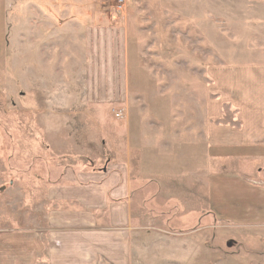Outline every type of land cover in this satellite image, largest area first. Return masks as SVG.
<instances>
[{"label": "rangeland", "instance_id": "1", "mask_svg": "<svg viewBox=\"0 0 264 264\" xmlns=\"http://www.w3.org/2000/svg\"><path fill=\"white\" fill-rule=\"evenodd\" d=\"M26 3L0 0V234L77 211L49 197L65 171L117 167L137 233L122 262L264 264V220L238 213L236 187L216 218L209 181L236 167L264 203V0ZM42 14L62 28L43 60L22 42Z\"/></svg>", "mask_w": 264, "mask_h": 264}, {"label": "crops", "instance_id": "2", "mask_svg": "<svg viewBox=\"0 0 264 264\" xmlns=\"http://www.w3.org/2000/svg\"><path fill=\"white\" fill-rule=\"evenodd\" d=\"M46 5L45 0H27L25 4L31 16L34 12L41 14L40 11L46 9L56 11V4ZM32 21L34 23H29L27 38L23 35V46L27 44L30 50L37 43L43 60L49 54V48L45 49V45L60 37L62 28L47 24L44 15ZM93 31V28H87L81 38L88 44V51L92 50ZM73 32L78 33L76 30ZM213 170L215 174L209 179L213 191L210 199L215 206L213 212L216 218L219 214L216 207L221 205L219 199L223 193L227 197L236 187L242 194H236L229 200L232 205L242 209L238 213L245 214L247 218L264 220V203L256 209L255 198L252 202L253 197L262 190L253 186L248 173L242 172L243 177L238 176L236 167L233 171L231 167H213ZM222 173L225 175L222 176ZM62 177L51 188L49 197L56 202L73 203L77 211H53L46 218L45 229L11 230L0 234V264H40L41 259L44 264H99L103 256L106 258H103L104 264H126L121 260L130 249L120 240L125 243L126 238L134 237L137 233L131 227L130 193L123 169L109 167L104 171H65ZM259 209L262 211L258 217L256 213ZM96 213L106 214L105 224L98 223Z\"/></svg>", "mask_w": 264, "mask_h": 264}]
</instances>
